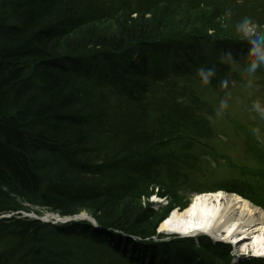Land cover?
I'll return each mask as SVG.
<instances>
[{
  "label": "trees",
  "instance_id": "obj_1",
  "mask_svg": "<svg viewBox=\"0 0 264 264\" xmlns=\"http://www.w3.org/2000/svg\"><path fill=\"white\" fill-rule=\"evenodd\" d=\"M245 17L264 30V0H0V214L21 198L98 225L3 218L0 264H233L229 245L157 234L188 202L149 201L228 85L264 83L241 71Z\"/></svg>",
  "mask_w": 264,
  "mask_h": 264
},
{
  "label": "rangeland",
  "instance_id": "obj_2",
  "mask_svg": "<svg viewBox=\"0 0 264 264\" xmlns=\"http://www.w3.org/2000/svg\"><path fill=\"white\" fill-rule=\"evenodd\" d=\"M238 70L241 69L237 68ZM241 71L250 76L244 69ZM259 72L262 71L259 70ZM253 77H259V75L250 76V78ZM250 81L251 84L247 80L231 82L228 85L229 90L221 97L222 99L219 98L215 103H212L217 113L209 121L213 132L207 134L206 139L201 140L204 142L196 143L191 151L185 150V148L183 150L186 152L182 150L174 152V158L171 161L172 167L169 169L171 176L162 172L158 180L161 185L169 186V195L154 197V195H158L157 192L162 193L165 190L160 185L151 188L154 194L149 202L153 204L155 210L169 205L176 199L181 204L188 202L190 205L197 195L220 190L229 193L235 192L246 199L250 200L251 198L255 201L259 199L264 202V118L253 108L255 103L264 108V83L260 82L258 78ZM259 84L262 85L259 86ZM208 99L210 100V98ZM222 101L224 102L223 108L221 107ZM222 109L229 116L221 115L220 110ZM227 117L229 118L227 119ZM234 122L235 124H233ZM205 143L210 147H206ZM171 150L175 151V148ZM183 153L186 156L183 157ZM14 200L28 210L2 213L0 217L19 216L24 219L38 216L41 219L48 218V220L54 221V218L59 215L47 208L32 205L24 199L15 198ZM262 205L261 208L264 210V203ZM78 216L92 218L87 213ZM160 227L157 234L163 236ZM196 238L199 237L196 236ZM208 238L215 245L220 243V240L216 243L211 237ZM228 245L230 246V244ZM230 255L234 257L233 264H251L255 259L264 260V258L254 257L251 253L244 255L238 252L235 247H231Z\"/></svg>",
  "mask_w": 264,
  "mask_h": 264
},
{
  "label": "bare ground",
  "instance_id": "obj_3",
  "mask_svg": "<svg viewBox=\"0 0 264 264\" xmlns=\"http://www.w3.org/2000/svg\"><path fill=\"white\" fill-rule=\"evenodd\" d=\"M160 228L164 235L184 239L207 235L244 255L264 258V210L228 192L197 195L184 211L173 210Z\"/></svg>",
  "mask_w": 264,
  "mask_h": 264
},
{
  "label": "clouds",
  "instance_id": "obj_4",
  "mask_svg": "<svg viewBox=\"0 0 264 264\" xmlns=\"http://www.w3.org/2000/svg\"><path fill=\"white\" fill-rule=\"evenodd\" d=\"M236 33L244 40L249 43V55L251 57V62L246 66L244 71L250 76L254 74L258 68L264 67V30L254 23L251 18L245 17L236 25ZM223 57L226 60L233 61L230 53H224ZM201 77V81L204 84H208L210 77L214 75L212 69L205 70L201 68L198 72ZM225 82V86H226ZM251 84V81H249ZM221 107H224V102H221ZM253 108L260 113L261 117L264 118V108L260 104L255 103Z\"/></svg>",
  "mask_w": 264,
  "mask_h": 264
},
{
  "label": "water",
  "instance_id": "obj_5",
  "mask_svg": "<svg viewBox=\"0 0 264 264\" xmlns=\"http://www.w3.org/2000/svg\"><path fill=\"white\" fill-rule=\"evenodd\" d=\"M37 220L41 221L40 219L36 218ZM79 220L82 221H90L92 222L95 226H96V221H93V219H91L90 217H86V216H79L78 217Z\"/></svg>",
  "mask_w": 264,
  "mask_h": 264
}]
</instances>
